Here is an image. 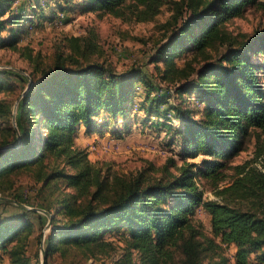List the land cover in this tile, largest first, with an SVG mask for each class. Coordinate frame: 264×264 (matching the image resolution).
Listing matches in <instances>:
<instances>
[{"label":"trees","instance_id":"obj_1","mask_svg":"<svg viewBox=\"0 0 264 264\" xmlns=\"http://www.w3.org/2000/svg\"><path fill=\"white\" fill-rule=\"evenodd\" d=\"M14 1L0 0V48L16 49L20 26L37 17L33 0L30 14L14 7ZM165 3L80 0L78 7L82 13L145 21ZM171 3L173 20L151 62L155 67L162 63L163 81L178 84L173 92L180 105L169 103V94L152 95L156 88L140 69L122 73L110 63L90 59L95 46L88 36L64 37L68 54L56 55L38 75L34 64L28 80L0 69V92L13 84L26 89L15 111L0 99V194L12 187L10 176L23 171L35 170L41 189L65 187L53 200L40 202L52 215L44 237V264L71 251H83L91 264H249L252 254L264 262V148L259 143L264 136V28L241 40L225 28L248 7L264 11V0ZM225 44L226 51L213 61L206 51ZM188 54L191 58L179 66L177 60ZM27 58L32 61L30 54ZM197 59L202 62L196 67L192 62ZM138 84L145 89L139 104ZM190 99L201 107L183 106ZM138 112L144 122L173 131L183 158L176 174L149 179L139 173L127 179L109 169L104 172L76 147L80 127L88 133L108 129L123 135ZM251 140L257 145L253 159L232 165ZM199 156V163L187 161ZM257 159L263 169L253 165ZM201 183L219 200L206 199ZM198 209L209 216V235L194 222ZM32 231L25 214L0 218V256L8 254L10 264H30L25 246ZM115 237L121 246L115 245ZM231 245L233 262L224 254ZM116 249L119 254L113 256Z\"/></svg>","mask_w":264,"mask_h":264},{"label":"rangeland","instance_id":"obj_2","mask_svg":"<svg viewBox=\"0 0 264 264\" xmlns=\"http://www.w3.org/2000/svg\"><path fill=\"white\" fill-rule=\"evenodd\" d=\"M29 1L15 0L13 6L23 7L25 14H30ZM166 1L168 3L162 5L152 18L137 21L134 18H118L111 14L82 13L78 7L80 0H74L71 3L73 6L70 7L64 5L66 0H33L31 1L32 8L36 10L37 17L32 24L24 23L20 26L22 33L16 49L0 48V69H9L26 77L33 70L34 64L38 63V71L35 72L38 75L41 68L49 67L54 62L56 55L63 53L65 56L68 54V51L63 47L64 37L88 36L95 46L90 59L110 63L117 72L123 73L132 68L140 69L156 88L152 95L158 93L166 96L169 94L167 98L169 103L180 105L181 98L173 92L174 87L178 84L163 81L160 78L161 72H159L164 70L162 63H158V67H155L156 64L151 62V56L158 47L157 44L162 42L168 32L167 23L173 20L174 6L171 2L174 0ZM35 10L32 12L35 13ZM7 16L8 14L4 18ZM225 28L226 33L236 40L248 37L255 30L264 28V11L248 7L243 16L227 22ZM2 35L6 37L7 33L3 32ZM226 49V44L218 45L217 48L209 49L206 52L215 61ZM28 54L32 57L31 62L27 58ZM190 58V54L179 58L178 65H184ZM201 62L202 59H197L192 63L197 67ZM11 82L10 80L8 84ZM13 85L14 88L0 92V99L8 102L12 110L16 108L17 100L26 90L23 91L15 84ZM136 91L138 93L136 100L139 104L145 89L138 84ZM183 106H189L190 109L201 107L194 99L185 102ZM135 108H133L134 111ZM137 114V120L130 122V132L123 135L119 134L118 136L108 129L100 131V133L93 132L96 134L92 135L84 129H79L75 142L76 147L84 150L88 160L104 172L109 169L112 173L127 179L137 176L139 173L149 179L176 174V167L182 164L183 158L180 156L178 143L173 141L176 140L173 131L169 129V132L166 128L146 123L143 121L145 118L142 117V113L138 112L135 115ZM160 118L162 119V117ZM150 120L155 121L154 119ZM9 123L14 129L17 128L16 120L14 121L13 118ZM173 123L177 124L176 121ZM259 143L264 148V136ZM256 148V142L251 140L248 148L233 159L232 165L242 164L253 159ZM200 159L199 156L189 158L187 161L199 163ZM169 160H173L174 164H171ZM253 165L259 169L262 168L260 159L253 162ZM34 171H23L11 175L9 182L12 187L5 193V196L0 194L1 197L8 199H12V196L16 195L19 199L16 202L25 205L28 209L10 201L0 200V218L6 219L25 214L31 220L33 231L27 237L25 255L30 260V264H41L44 237L51 227V224L48 227V222H51L52 215L48 217L44 212L39 211H46L40 202L43 198H47L49 201L53 200L60 191L65 192V187L52 189L53 186H50L41 189L43 181L34 177ZM201 187L206 199L219 200V197L215 196L209 187L204 186L203 183H201ZM69 191L71 189H67V192ZM194 222L200 226V230L205 235H209L210 219L203 209L197 210ZM113 241L115 245L121 246L117 237ZM234 253L235 246L231 245L225 248L224 254L231 262H233ZM117 254H119L118 249L112 253L113 256ZM85 257L83 251H71L65 256L55 254L51 257L49 264H91L92 260H86ZM0 264H10L8 254L3 253L0 256ZM249 264H264V262L252 254Z\"/></svg>","mask_w":264,"mask_h":264},{"label":"water","instance_id":"obj_3","mask_svg":"<svg viewBox=\"0 0 264 264\" xmlns=\"http://www.w3.org/2000/svg\"><path fill=\"white\" fill-rule=\"evenodd\" d=\"M28 87H29V86H28ZM14 110H15V109H14ZM13 119H14V118H13ZM14 121H15V119H14ZM0 149H1V148H0ZM0 200L10 201V202H13V203L19 205L20 207H23V208H25V209H28V207H26L25 205H23V204H21V203H19V202H16V201H14V200H12V199H8V198H6V197H1V196H0ZM39 211L44 212L48 217L51 216L47 211H44V210H39ZM49 225H50V222H48V227H49ZM44 255H45V254H44V249H42L41 264H44Z\"/></svg>","mask_w":264,"mask_h":264},{"label":"crops","instance_id":"obj_4","mask_svg":"<svg viewBox=\"0 0 264 264\" xmlns=\"http://www.w3.org/2000/svg\"><path fill=\"white\" fill-rule=\"evenodd\" d=\"M80 129H83V127H80ZM93 134H96V133H92V135H93ZM78 135H79V134H78ZM97 135H100V134H97Z\"/></svg>","mask_w":264,"mask_h":264},{"label":"built area","instance_id":"obj_5","mask_svg":"<svg viewBox=\"0 0 264 264\" xmlns=\"http://www.w3.org/2000/svg\"><path fill=\"white\" fill-rule=\"evenodd\" d=\"M260 169H263V167H262V168H260Z\"/></svg>","mask_w":264,"mask_h":264}]
</instances>
